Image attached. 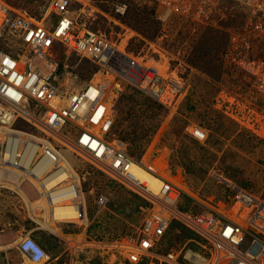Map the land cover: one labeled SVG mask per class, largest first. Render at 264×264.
<instances>
[{
    "label": "built area",
    "instance_id": "built-area-1",
    "mask_svg": "<svg viewBox=\"0 0 264 264\" xmlns=\"http://www.w3.org/2000/svg\"><path fill=\"white\" fill-rule=\"evenodd\" d=\"M74 1L88 5L92 0H49L41 17L0 0V188L10 193L20 212L38 229L52 231V225L60 222L84 226L81 234L65 236V252L72 264L81 248L83 253L93 251L101 257L115 252L128 264H264V197L227 181L235 196L231 205L223 208L201 188L191 189L150 170L114 132L116 104L128 84L165 109L174 110L187 81L178 70H169L146 55L128 54L126 47L111 42L106 33L74 19ZM59 47L64 49L63 57L58 54ZM248 48L234 37L228 56L252 75V89L264 96V62L254 58ZM71 55L96 68L75 92L61 85V76L69 68L64 59ZM215 100V108L224 115L233 120L239 115V124L264 134V108L259 103L242 101L224 89ZM185 132L201 142L207 140L195 123L188 124ZM32 146L37 149L33 151ZM64 148L74 151L91 169L81 174L63 153ZM134 164L163 180L158 193L129 172ZM95 172L142 200L144 219L137 231L110 242L89 236L83 183ZM213 176L224 180L217 171ZM60 198L63 200L55 202ZM76 198L79 202H74ZM95 201L99 214L107 207L108 198L98 194ZM59 203L77 205L75 217L53 218ZM182 228L199 237L200 241H195L199 252L188 248L191 240L179 239L162 249L169 232L181 234ZM15 246L30 264L59 259L31 232L22 234Z\"/></svg>",
    "mask_w": 264,
    "mask_h": 264
},
{
    "label": "rangeland",
    "instance_id": "rangeland-1",
    "mask_svg": "<svg viewBox=\"0 0 264 264\" xmlns=\"http://www.w3.org/2000/svg\"><path fill=\"white\" fill-rule=\"evenodd\" d=\"M9 1L35 17H41L49 3V0ZM124 6H127L125 10ZM71 15L74 19L86 23L89 28L106 33L111 42L123 45L129 52L137 56L146 55L169 70H178L187 81L174 110L165 109L143 91L127 85L126 91L116 104L114 132L127 141L130 153L137 160L161 175L183 184L186 183L177 180L175 176L185 175L191 180L197 177L196 174L190 175V172L186 171L187 165L203 168L201 175H206L209 180L214 177V171L219 174L222 157H228L229 150L234 149L236 142L239 145L242 170L238 168L231 171L237 183L226 178L222 182H232L264 197V134L253 133L239 124V115L235 120L225 115L233 121V126L237 127L238 124L239 128H242L241 137L237 141L225 138L216 131L215 126L213 127V120H204L198 114L200 108H209L207 103L197 100L200 108L191 111V104L197 98L192 94L193 88L190 87V90L186 91L194 75L203 74L221 84L216 97L224 89L242 101H255L264 108V96L252 89V75L239 69L228 56V50L232 47L235 37L242 47L249 46L248 49L254 58L264 62V0H92L88 5L74 1ZM63 53L64 49L59 47L60 57H63ZM64 61L68 63L69 68L68 72L61 76V85L64 89L78 91L91 78L96 68L91 62L76 55H71ZM216 110L211 117L216 114L224 115L221 110ZM189 112L192 116L188 117L185 114ZM190 123L197 124L206 133L205 142L185 132ZM182 128L184 134L192 137L191 141L187 137L176 139V131ZM171 144L175 146H170ZM185 146H191V151L186 153ZM150 151H157V154L153 155L160 160L165 158L160 169L146 160ZM63 153L81 174L91 169L70 150L64 148ZM86 177L87 180L83 184L87 190L88 217L90 225L95 227V234L102 235L103 241L110 242L116 237L137 231L144 219L142 200L102 173L95 172ZM242 182H245L246 186H243ZM189 187L200 189L194 184ZM202 192L206 193L204 190ZM98 194L108 198L107 207L99 214L95 201ZM60 223L58 226L65 229L64 233L77 235L84 230V226L77 223ZM3 227L15 228L24 235L31 232L53 257L59 258L49 264H72L65 247L52 240L48 229H38L33 220L20 212L18 202L10 197V193L0 188V228ZM39 232H42L46 239L45 245L42 243L43 238L40 240L36 237ZM88 234L96 238L89 230ZM178 239L185 242L191 240L188 248L195 252L200 251L195 242L200 241L199 237L185 228H182L181 234L171 230L162 249L167 250L169 243ZM81 250L82 248L77 250L79 257L73 264H104L107 255L109 259L105 264H112L113 259H117L121 264L126 262L112 251L101 257L93 251L83 253L84 250ZM0 264L30 263L13 247L8 256L0 250Z\"/></svg>",
    "mask_w": 264,
    "mask_h": 264
},
{
    "label": "trees",
    "instance_id": "trees-1",
    "mask_svg": "<svg viewBox=\"0 0 264 264\" xmlns=\"http://www.w3.org/2000/svg\"><path fill=\"white\" fill-rule=\"evenodd\" d=\"M190 87L193 88L192 94L197 98L196 100L194 99L193 100L194 103L191 104V111L198 110L197 109L199 107V104H197L198 102L201 101V102L207 103L210 109L207 108L206 110H203L199 107L201 110L200 113H198L200 117L204 120H208V119L213 120V123H214L213 127L215 126V128L217 129L215 130L218 133L220 132L227 139H233V140L235 139V141H237L241 137V132H242V128L240 127L241 128L240 129L237 123H234L235 125L237 124V127L233 126L232 125L233 121H231V119L227 118L225 115L219 116V114L218 115L216 114L217 116L215 115L214 117L213 116L211 117V115H213V113L217 111L214 107V100L216 98L217 93L221 89V84L218 81L210 78L209 76H206L203 74H195L191 83L187 86L186 91L190 90ZM185 115L189 117V116H192V113L189 112ZM195 120H198V119L195 118ZM175 135H176V139H178L179 137L180 138L187 137L191 141V138H192V137H189V135L184 134V128L177 130ZM253 136L257 138L256 135L253 134ZM151 145H154V143H151ZM170 146H175V144H171ZM184 148H185L186 153L191 151V149H189L191 148V146L190 147L185 146ZM234 149L229 150L230 154L228 155V157H226V155L224 159L222 157L220 164H219L220 166L219 168L222 171L220 170L219 174H221L224 178L237 183L235 179L236 178L235 175H233L231 172L238 168L242 170L241 164L239 162V157H240V154L238 151L239 145L236 142H234ZM153 154H157V151H150V153L148 154V157H146V160L151 165L160 169L161 164H163L165 158L163 157V160H160L156 158V156ZM143 164L146 167H148V165H146L145 163ZM186 171L190 172V175L196 174L197 177L191 180L189 178H186L185 175H181V176L178 175V176H175L177 180H180L181 182H184L189 186L194 184L195 187H198V188L202 187V189L209 196H211L215 202L220 204V206H222L223 208H228L231 205L233 197L235 196V190L232 187H230L228 183L222 182L216 177H213L208 180V177L206 175L205 176L201 175L203 172V168H195L192 165H187ZM242 185L246 186V183L242 182ZM94 230H95V227L94 225H92L89 229L90 234L92 233L94 236H96V238L101 239L103 236L95 234ZM108 259H109V255L106 256L103 263L105 264L108 261ZM111 263L121 264L117 262V259H113ZM124 263L126 264L127 262H124ZM142 264H147V263L144 262Z\"/></svg>",
    "mask_w": 264,
    "mask_h": 264
},
{
    "label": "bare ground",
    "instance_id": "bare-ground-1",
    "mask_svg": "<svg viewBox=\"0 0 264 264\" xmlns=\"http://www.w3.org/2000/svg\"><path fill=\"white\" fill-rule=\"evenodd\" d=\"M25 13H27V12L25 11ZM126 51L128 54L134 55V53L129 52L127 49H126ZM58 74H60V73H58ZM124 92H125V89L121 93V95L124 94ZM36 149H37V146H32L33 151H35ZM70 151L76 155V153L74 151H72V150H70ZM39 170H38V173H39ZM129 172L131 174L135 175L140 181L148 183L149 186L153 189L155 194L158 193V191L162 185V181H163L162 179H159L157 176L153 175L152 173H150V171H148L147 169L143 168L142 166H140L138 164H134L131 168H129ZM30 184H31V182H30ZM62 200H63V198L55 199V202H59ZM79 200H80V198L79 199L76 198L74 200V202H79ZM66 212L68 213L67 214L68 216L66 215ZM76 212H78V206L77 205H75L73 203H69L68 205L63 204V203H59V204H57L56 211H55V217H53V218H57V220L58 219L74 218L75 217L74 215H76ZM88 214H89V211H88Z\"/></svg>",
    "mask_w": 264,
    "mask_h": 264
},
{
    "label": "crops",
    "instance_id": "crops-1",
    "mask_svg": "<svg viewBox=\"0 0 264 264\" xmlns=\"http://www.w3.org/2000/svg\"><path fill=\"white\" fill-rule=\"evenodd\" d=\"M52 226H53L52 231L47 230L49 231V236L52 237V240H54V242L61 244L62 246L65 247V249H67L65 244L67 239H65V236H68L69 233L68 232L64 233L65 229L63 228L60 229L58 224H53ZM21 235H22V231L16 230L15 228L12 227L0 228V250L4 252L6 256H8L9 251L12 249V247L16 248L15 245L17 244L18 239L20 238ZM36 237L39 238L40 240L43 238L44 241L42 243L43 245H45L46 239L43 237L42 232L37 233Z\"/></svg>",
    "mask_w": 264,
    "mask_h": 264
},
{
    "label": "snow or ice",
    "instance_id": "snow-or-ice-1",
    "mask_svg": "<svg viewBox=\"0 0 264 264\" xmlns=\"http://www.w3.org/2000/svg\"><path fill=\"white\" fill-rule=\"evenodd\" d=\"M5 63H7V61H5ZM197 135H199V133H197Z\"/></svg>",
    "mask_w": 264,
    "mask_h": 264
}]
</instances>
